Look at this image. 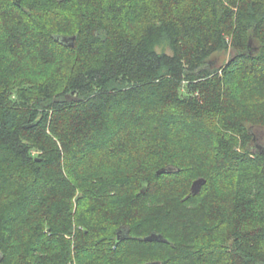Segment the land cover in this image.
<instances>
[{
    "label": "trees",
    "instance_id": "obj_1",
    "mask_svg": "<svg viewBox=\"0 0 264 264\" xmlns=\"http://www.w3.org/2000/svg\"><path fill=\"white\" fill-rule=\"evenodd\" d=\"M260 128L264 0H0V264H264Z\"/></svg>",
    "mask_w": 264,
    "mask_h": 264
},
{
    "label": "water",
    "instance_id": "obj_2",
    "mask_svg": "<svg viewBox=\"0 0 264 264\" xmlns=\"http://www.w3.org/2000/svg\"><path fill=\"white\" fill-rule=\"evenodd\" d=\"M75 38H76L75 36H70V37H65L64 40L65 41H68V40L74 41ZM259 148H264V146L259 144ZM171 170H173V167H168V168L165 167V168H162L161 170H159L158 173H164V172L171 171ZM205 183H206L205 178H203V177L197 178L193 182L192 187H191L192 194H197L201 190L202 186ZM143 239L146 241H167V239H165V237L162 234L157 233V232H152L151 234L147 235ZM145 264H162V262L161 261H150V262H147Z\"/></svg>",
    "mask_w": 264,
    "mask_h": 264
},
{
    "label": "rangeland",
    "instance_id": "obj_3",
    "mask_svg": "<svg viewBox=\"0 0 264 264\" xmlns=\"http://www.w3.org/2000/svg\"><path fill=\"white\" fill-rule=\"evenodd\" d=\"M252 48L254 49V51H258L259 49V42L257 41H254L253 42V45H252ZM167 50L169 51V48L168 46H165V47H161L160 50ZM232 51L229 49V50H226V51H222V52H219V53H216L215 55H213V60L216 64V66H222L223 64H226L230 59H231V56H232ZM258 132V142L260 145H264V128H260L259 130H257Z\"/></svg>",
    "mask_w": 264,
    "mask_h": 264
},
{
    "label": "bare ground",
    "instance_id": "obj_4",
    "mask_svg": "<svg viewBox=\"0 0 264 264\" xmlns=\"http://www.w3.org/2000/svg\"><path fill=\"white\" fill-rule=\"evenodd\" d=\"M193 195H196V194H193Z\"/></svg>",
    "mask_w": 264,
    "mask_h": 264
}]
</instances>
